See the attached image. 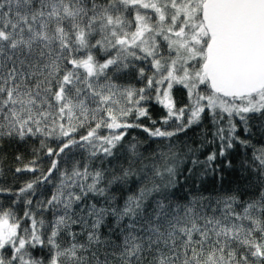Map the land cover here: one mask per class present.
Returning <instances> with one entry per match:
<instances>
[{
  "label": "snow or ice",
  "instance_id": "snow-or-ice-1",
  "mask_svg": "<svg viewBox=\"0 0 264 264\" xmlns=\"http://www.w3.org/2000/svg\"><path fill=\"white\" fill-rule=\"evenodd\" d=\"M254 129L264 0H0V264H264Z\"/></svg>",
  "mask_w": 264,
  "mask_h": 264
},
{
  "label": "trees",
  "instance_id": "trees-1",
  "mask_svg": "<svg viewBox=\"0 0 264 264\" xmlns=\"http://www.w3.org/2000/svg\"><path fill=\"white\" fill-rule=\"evenodd\" d=\"M160 108L159 106L155 107L153 109V117L154 118H157L158 115L160 114ZM205 128H210V125L208 123V121H205ZM199 129L196 130V132H193V131H189L187 137H184V139H189V143L192 142V140H199L200 139V136H199ZM136 133H133V135H135ZM143 134H141L142 136ZM209 139H211V135L209 133V136H208ZM252 143L256 146V147H261V146H264V136H262L259 132H257L255 129H254V134L252 136ZM195 146V145H193ZM215 147V145H210L208 149H205V151L209 150L210 148H213ZM9 152H12L14 151V149H9L8 150ZM233 156H235V153H233ZM248 156L250 157L251 156V150L248 151ZM237 159V162L239 160V157H236ZM16 165L14 164L13 160H12V157L9 156L7 158V160L5 161V170H7V168L9 167H15ZM46 166V165H45ZM223 176V180L221 181L220 179V176H216L215 178H209L205 181V184H204V187L208 189V191H206L204 194L205 195H209V193L212 192L213 188H215L216 190H219L221 188V186H223L225 189L229 188V187H235L234 184H232L231 182L235 179L238 178V173H235V172H231V171H228L226 170L224 173L221 174ZM25 177L24 176H21L20 177V180L19 182L22 183L23 179ZM8 179L9 181H11V174L9 173L8 174ZM213 179H214V183H213Z\"/></svg>",
  "mask_w": 264,
  "mask_h": 264
}]
</instances>
